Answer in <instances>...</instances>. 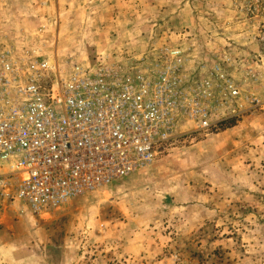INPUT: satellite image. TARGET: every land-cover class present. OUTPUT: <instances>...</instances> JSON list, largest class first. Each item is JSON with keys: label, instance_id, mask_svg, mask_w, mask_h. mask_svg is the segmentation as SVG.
Here are the masks:
<instances>
[{"label": "rangeland", "instance_id": "rangeland-1", "mask_svg": "<svg viewBox=\"0 0 264 264\" xmlns=\"http://www.w3.org/2000/svg\"><path fill=\"white\" fill-rule=\"evenodd\" d=\"M0 42L59 66L178 45L190 71L231 77L242 110L63 204L3 200L0 264H264V0H0Z\"/></svg>", "mask_w": 264, "mask_h": 264}, {"label": "built area", "instance_id": "built-area-1", "mask_svg": "<svg viewBox=\"0 0 264 264\" xmlns=\"http://www.w3.org/2000/svg\"><path fill=\"white\" fill-rule=\"evenodd\" d=\"M188 61L164 43L59 66L42 48L0 42V203L63 204L153 162L184 127L209 131L237 117L231 77L219 66L190 71Z\"/></svg>", "mask_w": 264, "mask_h": 264}, {"label": "trees", "instance_id": "trees-1", "mask_svg": "<svg viewBox=\"0 0 264 264\" xmlns=\"http://www.w3.org/2000/svg\"><path fill=\"white\" fill-rule=\"evenodd\" d=\"M224 125H225V123L220 124V126H222V127H223Z\"/></svg>", "mask_w": 264, "mask_h": 264}]
</instances>
